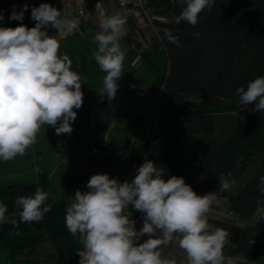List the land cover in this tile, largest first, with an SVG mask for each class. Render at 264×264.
Masks as SVG:
<instances>
[{
    "label": "trees",
    "instance_id": "trees-1",
    "mask_svg": "<svg viewBox=\"0 0 264 264\" xmlns=\"http://www.w3.org/2000/svg\"><path fill=\"white\" fill-rule=\"evenodd\" d=\"M43 3L53 6V0H35L23 26L33 28L36 21L31 10ZM149 5L146 22L149 19L157 30L152 44L144 49L137 37L142 29L128 13L124 14L129 31L125 41L146 64L152 95L160 94L159 105H154L156 124L132 152H116L89 165L119 183H130L137 169L151 161L164 169L165 180L183 178L200 196L215 192L218 202L212 210L232 213L246 222L240 226L208 217L210 225L230 233L224 256L238 257L236 264H264V232L249 222L264 210L260 181L264 177V113H253L255 104L244 109L236 94L238 88L246 89L249 82L264 77V0H215L212 11L202 12L195 27L184 21L175 23L185 6L182 0H150ZM169 32L179 38L181 47L168 41ZM194 32L200 33L198 39ZM60 53L69 56L64 49ZM83 54L78 53L77 70L87 82L91 74L102 71L94 58L89 61V54ZM248 173L249 180L235 193L220 191L222 175L236 182ZM75 181L76 174L63 181L64 195L45 169L35 182L0 184V203L7 205V215L16 213L12 218L18 222L20 209L14 204L18 197L33 196L38 187L49 193L46 205L51 211L42 221L20 223L19 235L13 225L0 224V247L14 262L27 256L24 262L29 263L38 248L50 243L59 264H79L83 245L79 235L72 236L65 226L66 197ZM222 200L228 205L222 206ZM131 213L138 231L144 214L132 206Z\"/></svg>",
    "mask_w": 264,
    "mask_h": 264
},
{
    "label": "clouds",
    "instance_id": "clouds-1",
    "mask_svg": "<svg viewBox=\"0 0 264 264\" xmlns=\"http://www.w3.org/2000/svg\"><path fill=\"white\" fill-rule=\"evenodd\" d=\"M182 2L185 6L175 23L184 21L195 27L202 12L212 11L215 0ZM27 8L25 4L23 11H13L9 18L22 21ZM31 18L36 21L31 29L0 27V160L4 162L23 156L45 125L54 128L57 136L71 134L77 119L74 109L83 104V77L72 70L69 56L60 53L57 36L47 31L51 27L72 33L79 29L80 21L66 18L47 3L33 7ZM125 24L126 17L119 13L102 17L101 31L94 37L97 48L91 55L106 73L102 96L109 100L115 98L122 76L125 52L120 39ZM192 35L200 37L199 32ZM166 38L181 47L179 38L170 32ZM236 94L244 109L255 104L251 111L264 113V77L249 82L246 89L238 88ZM164 174L163 168L146 161L130 183L97 174L89 179L88 191H76L65 209V226L72 236L79 235L83 245L79 264H177L160 251L173 241L186 253L187 264H236L223 254L230 233L208 223V213L218 202L215 192L197 195L183 178L165 180ZM260 181L264 185V177ZM234 182L222 175L220 191L230 190ZM48 197L39 187L33 196L18 197L14 204L20 209L19 222L12 218L16 213L7 215V205L0 203V224L13 225L19 235L20 223L40 222L51 211L46 205ZM130 205L144 214L139 231L130 219L132 213L125 211ZM144 235L149 239L137 246Z\"/></svg>",
    "mask_w": 264,
    "mask_h": 264
},
{
    "label": "rangeland",
    "instance_id": "rangeland-1",
    "mask_svg": "<svg viewBox=\"0 0 264 264\" xmlns=\"http://www.w3.org/2000/svg\"><path fill=\"white\" fill-rule=\"evenodd\" d=\"M112 10L108 16L128 13L127 15L133 18L135 26L142 29L139 32L140 37L137 35L138 41L144 49H148L157 31L150 20L147 19V26L146 20L142 21L135 16L136 10L127 11L117 5ZM95 19L98 26L91 29L93 31L89 33V36L88 34L81 35L76 31L73 35L60 36L59 39L60 51L64 49L69 52L72 70L78 73L77 69H80L78 53L89 54L87 58L90 61L93 58L91 53L97 48L94 37L101 31L99 26L101 19ZM128 32L126 23L120 39L121 48L125 52V60L122 76L117 82L118 90L115 98L109 100L106 95L102 96L103 79L106 73L91 74L87 82L83 78L81 88L83 104L80 109H74L77 112V119L71 125L73 128L71 134L57 136L54 128L43 126L38 133L37 142L30 149L28 148L31 156H24L15 171H9L8 166L0 164V184L35 182L45 169L49 172L50 178L54 180L58 192L64 195L63 181L66 178L77 174L79 170L91 166L89 164L105 156L116 152H132L139 146L142 136L151 133L156 124L154 105H159L160 94L157 93L156 97L152 95L151 77L147 73L146 64L137 56L136 50H129L125 41ZM81 76L84 77L82 74ZM97 174H104V172L95 167L91 176ZM250 174L248 173L236 181L231 191L233 193L238 191L249 180ZM66 198L69 206L72 199L70 196ZM220 204L228 205L227 200H222ZM208 217L219 220L226 219L240 226H244L246 223L232 213L212 209H210ZM249 222L264 232V211H260ZM160 235L158 234V236ZM0 251L9 256L8 263H4V256L0 253V264H59V261L53 257L55 251L50 243L38 248L36 253L30 257L29 263L24 262L27 256H22L17 259L18 262H14L7 250L0 247ZM234 260L238 262L239 258Z\"/></svg>",
    "mask_w": 264,
    "mask_h": 264
},
{
    "label": "crops",
    "instance_id": "crops-1",
    "mask_svg": "<svg viewBox=\"0 0 264 264\" xmlns=\"http://www.w3.org/2000/svg\"><path fill=\"white\" fill-rule=\"evenodd\" d=\"M34 2H35V0H0V14H2L4 16V20L0 21V27L15 28V27L23 25L24 18L22 21H20V20H12L9 17L13 13V11H16L17 13L23 11L24 5L27 4L28 8L26 11H24V16H25V13L31 8V6L34 4ZM74 3H75L74 0H53V7L57 8L64 15V12L68 11V9L71 6H74ZM114 7H115V5H112L111 3L109 4V8L111 11H113L112 9ZM111 11H110V14H111ZM95 20H96L95 18L86 20L85 22H83L80 25L77 32L74 31V32L70 33V35H73L75 32L76 33L79 32V33H81V35L86 36L88 34V36H89L90 35L89 33L91 31H93L91 29H95V27L98 26V25H96ZM35 24L33 27H35ZM99 25H100V23H99ZM58 34H59V36H64L63 30L58 31ZM24 156H26V157L31 156L28 149L26 150V152L23 156L18 155L14 159L9 160L7 162L0 160V164H2L3 166H8L9 171H15L16 166L18 164L20 165V162L24 158ZM70 197L72 199L71 192H70ZM262 211H264V210H262ZM142 226H143V223H142ZM142 226L140 227V229L142 228ZM158 234L160 235V233H157V235ZM147 239H149V236L144 235L143 237L140 238L139 241L136 242V245L138 246L139 244H142ZM172 243L161 247L160 251L162 252L163 257L174 258V259H176L177 264L187 263L186 253L183 251V249H181L179 247L178 243H173V244ZM0 253L4 256V263H8L7 258L9 256L7 254L3 253V251H0ZM1 263H3V262H1Z\"/></svg>",
    "mask_w": 264,
    "mask_h": 264
},
{
    "label": "built area",
    "instance_id": "built-area-1",
    "mask_svg": "<svg viewBox=\"0 0 264 264\" xmlns=\"http://www.w3.org/2000/svg\"><path fill=\"white\" fill-rule=\"evenodd\" d=\"M74 1H75L74 6H71L68 9V11L64 12V16L69 19L72 18L78 19L80 21L79 27L86 20L92 18L101 19L102 17L108 16L110 14L109 11L110 3L115 6L117 5L127 11L131 9L136 10L134 13L135 16L141 19L142 21H145L146 18L150 16V12H151V8L149 5L150 0H74ZM98 3L100 5L99 7H97ZM47 31L50 36H57L58 40L60 39L57 29L48 27ZM63 34L70 35V33H66L64 31ZM94 168H95L94 166H88L81 169L76 174V181L71 188L72 200L77 190H80L82 193L88 191L86 185L89 179L91 178ZM125 211L126 213H131V205Z\"/></svg>",
    "mask_w": 264,
    "mask_h": 264
}]
</instances>
